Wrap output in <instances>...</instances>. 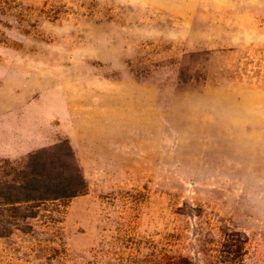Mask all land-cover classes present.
Segmentation results:
<instances>
[{"label":"rangeland","instance_id":"1","mask_svg":"<svg viewBox=\"0 0 264 264\" xmlns=\"http://www.w3.org/2000/svg\"><path fill=\"white\" fill-rule=\"evenodd\" d=\"M0 233V264H264V0H0Z\"/></svg>","mask_w":264,"mask_h":264},{"label":"trees","instance_id":"2","mask_svg":"<svg viewBox=\"0 0 264 264\" xmlns=\"http://www.w3.org/2000/svg\"><path fill=\"white\" fill-rule=\"evenodd\" d=\"M32 174L34 175V173H32ZM49 181L50 182L47 181L46 185L44 183H43V185L50 187V185H51L50 183L51 182L54 183V181L53 180H49ZM26 186L25 187L24 186H20L21 190H16V187L14 185H11L10 186L11 188L7 187L6 191L7 192L9 191L8 196L9 195L12 196V197H10V201H12V203L13 202H20L22 200H29L31 198H34L35 195H32V194L39 192L38 188L37 189H35V188H31L30 189L28 186L27 187ZM47 192L50 194L49 196L52 197V198L65 196V195L70 194L66 190H48V191H44L43 193L46 194ZM43 193H38V194H43ZM19 194H21V195H19Z\"/></svg>","mask_w":264,"mask_h":264}]
</instances>
